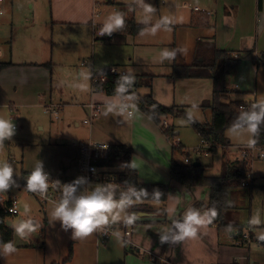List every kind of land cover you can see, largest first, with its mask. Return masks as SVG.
Returning a JSON list of instances; mask_svg holds the SVG:
<instances>
[{
	"label": "crops",
	"instance_id": "0c3cea01",
	"mask_svg": "<svg viewBox=\"0 0 264 264\" xmlns=\"http://www.w3.org/2000/svg\"><path fill=\"white\" fill-rule=\"evenodd\" d=\"M156 2L158 3V0ZM111 3L115 4L116 0H112ZM218 4H220L219 0ZM119 5L125 21L134 24L133 28L127 31L118 28L111 35L106 33L104 38L96 36L92 43L95 51L93 50L92 55L89 56L87 64L91 61L97 70L115 66L119 70L126 71L129 76L138 79L137 91L142 98L151 96L157 105L185 111L190 117L204 124L212 121L211 109L204 106L212 101L213 80L200 77L174 78L173 70L176 65L195 64L201 43H215L218 49L230 51L235 58L240 60L238 66L228 76V94L225 101L227 103L241 101L248 105L258 104L262 83L260 71L264 66V55L261 53L264 51V29H261L262 18H264V0H258V3L257 0H243L241 3L237 1L232 4L229 2L224 12L218 17H214L217 11L212 12L210 9L202 12L190 9L193 12L190 15L184 11L174 12L171 5L165 8L159 6L158 8L163 11L162 16L154 14L155 18L151 17L150 20V16L146 14L148 18L142 16L143 21H137L133 6L122 3ZM151 7L155 10L154 4H151ZM182 9H187V5H184ZM206 12L211 14L208 15ZM164 18H168L171 22L164 23ZM138 25H145V27L140 32H135ZM154 29H156L155 32ZM103 41L110 42L109 45L114 51L106 52L101 49L102 44H107ZM113 45L116 46V50ZM97 48L98 51L101 50V53L97 52ZM165 51H175V57L165 58L163 55ZM71 60H74L73 57L66 56L65 61L69 66H73ZM27 63L26 61L21 64L30 66L17 69L34 76L23 82L24 89L20 94H18V89L12 92L13 99L18 98L21 106L39 105L46 108L49 105H55L59 113L63 106L61 102L66 97L78 96L76 93H71L66 96L61 94L60 98H54V90L50 88V93H47V77H49L47 70L36 61H32L31 64ZM13 66L17 64L8 68L14 69ZM74 66L78 68V76L82 79V69L79 65ZM86 67L91 70V72L86 71V83L88 84L91 80L92 88L90 87L91 95L87 103H82L86 111L84 117L88 114L90 117V103L102 104V113L92 124H86V118L80 119L78 116H73L72 121L68 120V123H72L76 129L82 130L78 143L74 144L72 151L66 148L64 143L58 142L54 143L57 148L51 147L39 152L36 149L33 169L37 163H42L43 168L48 170L46 173L56 178L63 190L65 186L71 185L76 188L79 195H82L86 194L87 189H92V192L98 187L101 189V185L95 187L96 183H94L91 188L87 187V180L80 173L81 144L102 142L108 146H128L133 150L132 166L135 165L133 168L138 172L139 183L166 184L172 188L165 204L166 222L131 224L133 228L130 237L132 245L126 244L127 246L122 241L124 234L118 230L117 223L111 221L108 224L115 226L117 230L109 240L101 238L99 227L88 237H75L73 228L65 227L62 221L53 216L58 202L50 201L44 204L38 195L30 193L29 195L36 196L39 203L38 211L33 206L35 211L32 217L36 218L33 222L40 227L23 239L15 235L12 227L13 242L18 251L6 257L0 250V264H264V250L261 251L259 248L264 247V244L257 242L256 238L264 225L251 224V216L243 222L241 213L238 212V205L231 200L232 194L240 191L242 186H237L230 191L231 207L225 211L223 222L212 221L211 224L200 227L195 238L174 240V236L179 234L174 222H183L189 210L195 209L201 216L209 215L207 205L210 191L207 187H185L170 177V169L175 160V147L182 146L184 154L189 157L191 148L188 147L193 148L194 146V152L201 148L200 134L191 128L186 119L170 117L167 119L168 124L174 127L177 137L169 139L161 127L140 107H137L132 116L126 111L113 107L117 104L118 98L94 91L92 83L94 71L91 66ZM32 86L34 89H31ZM3 87L1 81L0 94H3ZM5 107L9 108L10 112L17 111L15 104ZM55 119L61 121L62 117L58 116ZM226 135L230 141V145L226 148L228 150L226 161H235L232 154L239 149L237 162L244 163L242 151L249 146L247 143L235 144L233 140L236 138L248 142L249 138L254 139L253 134L248 131V127H241L229 129ZM174 141H179L178 146L174 144ZM44 152H46L45 155ZM201 152L199 155L203 161L200 159L196 161L205 167L208 176H219L223 166L224 150L221 148L216 155L209 154L204 148H201ZM263 159L254 160L248 167L249 178L247 180H251V185H249L251 188L256 176H264V173L254 170L255 163ZM2 161L3 155L0 149V162ZM191 162L195 161L191 160ZM98 166L101 171L113 176L121 171L115 167H104L100 163ZM13 195V192L2 195L0 205L6 206ZM113 199L117 202L121 200ZM160 206L159 202H153L147 206L130 204L123 209V216L126 218L132 216L130 211L136 209L137 212L146 211L152 216L160 217L154 211L149 210L150 208L155 210ZM199 206L202 207L197 209ZM22 208L24 211L25 207L20 205L19 214ZM127 211L130 214H127ZM19 214L10 216L11 226L14 224L11 218ZM125 220L122 223L124 228H127ZM248 227L256 239L250 244L243 239V234L247 232ZM162 236L168 237L164 243H161ZM70 247H72L73 256L71 261L65 263L69 257Z\"/></svg>",
	"mask_w": 264,
	"mask_h": 264
},
{
	"label": "rangeland",
	"instance_id": "374dc122",
	"mask_svg": "<svg viewBox=\"0 0 264 264\" xmlns=\"http://www.w3.org/2000/svg\"><path fill=\"white\" fill-rule=\"evenodd\" d=\"M219 1L220 4H218V0H158V3L156 0H116V3L112 4V0H106L101 10L102 16L98 20L102 24L110 22V17L115 14V8L123 13L119 8L120 3L133 6L137 21H143L142 16L148 18L146 14L150 16V20L151 17L152 19L155 18V15L162 16L163 11L158 7L165 8L168 5H171L174 12L184 11L190 15H192L195 7H199L202 11L210 9L212 12L217 11V15L215 14L214 17H218L224 12L223 10H225L229 2L231 4L237 1L241 3L243 0ZM151 4H154L155 10L146 11V6H151ZM184 5H187V9L183 10L182 7ZM2 9L3 12L0 14V62L12 63V65L17 64V66H13L12 68L14 69H5L0 73V82L2 81L4 86L3 94H0V116L11 119L15 124V135L11 140H5L2 148V162L12 163L15 178H12L8 189L0 192V197L11 192L14 195L16 194L19 207L20 205L25 207V210L23 211L22 208L18 216L11 218L14 223H18L23 220L31 219L33 221V219H36L32 217L35 211L33 206H35L37 211L39 208L36 196L29 195L28 190L20 185L23 173H31L34 170L33 157L36 149L39 152L51 147L57 148L54 143L58 142L64 143L66 148L72 151L74 144L80 140L82 130L76 129L72 123H68V120L72 121L73 116H78L80 119L86 118V120L89 118V114L84 117L86 116V111L82 107V103H87L86 101L90 98V87L92 88L91 80L88 84L86 83V71L91 72L86 66H91L93 71L97 70V68H94L91 61L87 65H82V62L84 59L87 61L94 50L92 43L96 37L94 36L92 22L95 9L93 0H5L2 4ZM261 29H264V18H262ZM105 43L107 44L100 46L101 49L106 52L114 51L109 45L110 42L106 41ZM113 47L116 50V46L113 45ZM98 48L96 49L97 52L101 53ZM261 53L264 55V51ZM68 55L74 59L71 60L73 66H69L65 61ZM26 61L28 62L27 64L36 61L43 66L42 68L47 70L49 76L47 77L48 94L51 88V90H54V98H60L61 94L66 96L71 93H76L78 96L74 98L66 97L61 102L63 106L57 115L54 114L55 109L53 106L55 105H49L46 108L39 105L31 107L21 106L18 98L13 99L12 92L18 89V94H20L24 89L23 82L27 78L34 76L28 75L29 72L23 70L21 72L20 69H17L30 66L21 64ZM74 65H79L82 69V79L78 76V68ZM260 81L262 83L259 90L258 104L264 103V66L261 67ZM31 89H34V86ZM14 104L17 111L10 112L11 110L5 107L6 105L14 106ZM58 116L62 117L61 121L55 119ZM187 129L192 130L190 128ZM233 141L235 144L247 143L248 145V142H243L236 138ZM188 148H191L189 157L193 162L197 159L203 161L201 155L193 151L194 146L193 148ZM227 151L224 149L225 153ZM235 151L232 154V158L237 161L239 159L237 155L239 149ZM45 154L46 152H44ZM203 155L202 157H204ZM251 164L252 162L249 166ZM254 170L264 173V159L255 163ZM43 171L45 173L48 172L44 168ZM97 185L99 184L96 183L95 187ZM246 186L249 185H243L240 191L233 193L231 200L238 205V212L241 213L243 222L248 220L250 216L252 219L253 216H258L261 223L253 225H264V176H256L252 188ZM117 212L120 215V218L116 221L117 227L124 234L125 228L122 223L126 219L123 216L124 210L114 209L113 214ZM130 212L132 213V210ZM130 212L127 211L126 213L130 214ZM129 229L133 231L131 225H129ZM259 232H264V228L259 230ZM259 248L261 251L264 250V247Z\"/></svg>",
	"mask_w": 264,
	"mask_h": 264
},
{
	"label": "trees",
	"instance_id": "16d2710c",
	"mask_svg": "<svg viewBox=\"0 0 264 264\" xmlns=\"http://www.w3.org/2000/svg\"><path fill=\"white\" fill-rule=\"evenodd\" d=\"M124 25L126 29L123 30L120 28L122 31L132 29V25L134 24L124 20ZM144 27L145 25H138L135 32H140ZM239 62L240 60L235 58L233 53L218 49L215 43H201L199 45L198 60L195 64L190 66L176 65L174 67V78L200 77L211 78L213 80L214 92L212 101L204 106L210 108L212 111V121L210 123H199L185 111L178 110L177 108L157 105L151 96L142 98V104L139 107L161 127L169 139H175L177 134H175L172 125H168V128L164 129L163 121L170 117L186 119L189 125L210 144V148L206 152L211 155H216L221 148L224 150L230 145V141L226 135L229 129L248 126L241 119L242 113H248L241 109V105L244 103L241 101L227 103L225 101L228 94V76L238 66ZM11 65L12 63L0 62V72ZM127 85L137 87L139 81L131 76L125 78L109 74L108 82L103 85L104 89L102 92L114 95L121 86L124 87ZM255 111L259 112V107ZM253 137V140L256 141L255 145L264 148V123L259 125ZM174 151L175 160L170 169V177L185 187H207L210 191V199L207 205L209 215L210 210L215 209L218 215L213 221L216 223L223 222L225 211L231 207L230 191L237 186H242V182L249 178L248 166L245 163H239L237 161H226V153H224L221 174L219 176H208L203 165H193L192 162H183L182 158L186 157L187 154H184V148L182 146L175 147ZM132 154L133 150L128 146L111 145L109 146L108 158L99 162L104 167L121 169L120 172L115 174V177L121 184L126 186L127 190H117L113 197L116 199L130 198L133 201L132 204L145 206L153 202H159L161 203L160 207L155 210L153 208L149 209L157 213V215H160V217L156 216V218H160L159 220L136 221L135 223L166 222L167 211L165 204L172 192V188L166 184L146 185L139 183L138 172L132 166ZM10 164L12 165V163ZM29 174L28 172L23 173L20 185H27ZM12 178H15V176L13 175ZM142 192H146V195L141 194L140 199L137 200L135 194ZM157 192L160 193L159 197L156 195ZM75 195L79 196L77 190ZM10 205V201L4 207L0 205V242L2 243L13 242L14 240V230L8 224L11 214L7 210ZM201 207L199 206L197 209ZM72 256L73 250L70 247L69 257L65 260V263L71 261Z\"/></svg>",
	"mask_w": 264,
	"mask_h": 264
},
{
	"label": "clouds",
	"instance_id": "9594fccd",
	"mask_svg": "<svg viewBox=\"0 0 264 264\" xmlns=\"http://www.w3.org/2000/svg\"><path fill=\"white\" fill-rule=\"evenodd\" d=\"M153 10L151 6H146V11L151 12ZM163 22L170 23L171 21L168 18H164ZM123 25V17L118 13L114 14L110 17V22L105 24L99 34L101 36L105 33L111 35L114 30L123 27ZM155 30L153 31L155 32ZM163 55L165 58L172 59L175 57V51H165ZM119 90L124 91L123 86ZM253 107H259L260 111L242 113L241 119L248 125V131L254 135L259 125L264 123V103H259ZM14 135L15 124L13 121L0 116V149L4 147L5 140H11ZM255 144L256 141L249 138L248 146L254 147ZM13 172L14 169L10 163L0 162V192L9 188ZM49 187L48 175L43 171L42 163H37L34 170L28 175L27 190L32 193L46 195ZM106 191V189L98 188L94 192L76 196V188L74 186H65L62 198L55 208L53 216L55 219L62 221L65 227L73 228L75 237H88L101 225L108 224L110 217L112 223H115L120 218L118 212L113 214L114 209L123 210L126 206L133 203L130 198H122L117 202L113 199L111 193L105 194ZM141 194L146 195V192L136 193L137 200L140 199ZM156 195L159 197L160 193L157 192ZM217 215L218 213L215 209L210 210V215L207 216H201L199 211L195 209L189 210L185 214L183 222H174L175 227L179 230V234L174 236V240L180 241L185 238H195L199 228L206 226V224H211ZM136 219H138L136 215L128 216L125 223L127 225L134 224ZM250 223L260 224L261 221L258 216H253ZM12 227L15 230V235L23 239L27 235L36 232L40 225L28 219L14 223ZM256 238L259 241H264V232H258ZM167 239L168 237L162 236L161 243L166 242ZM0 250L3 251L6 257L18 251L12 241L8 243L0 242Z\"/></svg>",
	"mask_w": 264,
	"mask_h": 264
},
{
	"label": "built area",
	"instance_id": "2783aa9c",
	"mask_svg": "<svg viewBox=\"0 0 264 264\" xmlns=\"http://www.w3.org/2000/svg\"><path fill=\"white\" fill-rule=\"evenodd\" d=\"M5 0H0V14H2L3 9H2V4ZM106 0H94V9L95 13L93 14V22L92 26L94 28V35L95 37L97 36L98 38H104L106 36V33L104 35H100L101 29H103L104 24L100 23V17L102 15V7L105 5ZM196 12H202V10L199 7H195ZM115 14H120L123 19L125 20V16L122 12H119L117 8L114 9ZM208 15H210V12H206ZM99 19V20H98ZM121 29H126V26L123 25ZM88 61H83L82 65H86ZM108 73V74H107ZM109 74L115 75V76H121V77H128L129 74L126 71L119 70L117 67H110L106 68L104 70H95L93 75H92V83H93V90L94 91H99L102 92L104 87L103 85L108 82V76ZM124 91H120L119 89L115 92L114 96L118 98V102L116 105L113 107H116L119 110L126 111L130 116H132L137 109L142 104V97L137 91L136 86H124ZM253 105H248V104H242L241 109H243L246 112H251L255 111L258 109V107H253ZM54 107V106H53ZM90 108V117L89 119L85 120L86 124H92L97 118L100 116V114L103 111V105L102 104H97V103H90L89 104ZM55 109V107H54ZM48 111V110H47ZM54 114H58V110H54ZM168 121L164 120L163 121V126L164 129L168 128ZM175 145L178 146L179 141H174ZM201 148H204L205 151L210 148V144L201 137ZM201 148H198L195 150L197 154L202 153ZM81 149V163H80V173L84 175L85 179L87 180V187L91 188L94 183H97L101 185L102 189H106V193H111L112 196H114L115 192L117 190H127L126 186L121 184L118 179L111 175L108 174L107 172L101 171L98 163L102 160H105L108 158V151H109V146L102 143V142H90V143H83L80 146ZM242 158L244 159V163L249 166L251 162H253L256 159L259 158H264V148L261 146L255 145L254 147H247L244 149L242 152ZM186 163H191V160L189 157L185 158ZM49 178V190L46 195L42 194H37V193H32L28 191L31 194H36L38 195L42 202L48 203L50 201H56L60 202V199L62 198L63 195V188L61 185L58 183L57 179L54 178L50 173H46ZM250 182V183H249ZM251 180H246L242 182L243 185H250ZM24 188L27 189V185L23 186ZM92 189L86 190L87 193H91ZM9 201L11 202V205L8 208V212L11 215H17L19 214V201L16 196H12L9 198ZM127 225V224H126ZM100 229V236L104 240H109L113 234H115L116 227L107 224V225H101L99 227ZM247 232L243 234V239L246 243L250 244L251 242L256 241V239L253 237L251 233L250 227L246 228ZM124 235L122 237V241L127 244H131V235H132V230L129 229V225L127 228H125ZM260 244H264V241H259L257 240Z\"/></svg>",
	"mask_w": 264,
	"mask_h": 264
},
{
	"label": "water",
	"instance_id": "95a60500",
	"mask_svg": "<svg viewBox=\"0 0 264 264\" xmlns=\"http://www.w3.org/2000/svg\"><path fill=\"white\" fill-rule=\"evenodd\" d=\"M193 165H201V163L198 161H195ZM132 215L138 216V219H136V221H148V220H159L160 219V218H156L152 216V214L147 213L146 211L137 212L136 209L132 211ZM8 224L10 225V222H8Z\"/></svg>",
	"mask_w": 264,
	"mask_h": 264
}]
</instances>
